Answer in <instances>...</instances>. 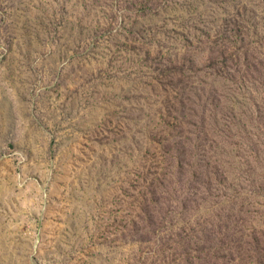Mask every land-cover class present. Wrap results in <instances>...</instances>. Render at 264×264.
Instances as JSON below:
<instances>
[{"label":"rangeland","instance_id":"obj_1","mask_svg":"<svg viewBox=\"0 0 264 264\" xmlns=\"http://www.w3.org/2000/svg\"><path fill=\"white\" fill-rule=\"evenodd\" d=\"M0 264H264V0H0Z\"/></svg>","mask_w":264,"mask_h":264}]
</instances>
